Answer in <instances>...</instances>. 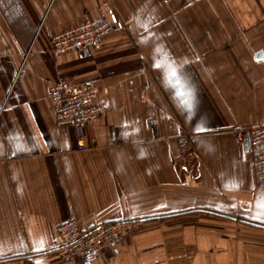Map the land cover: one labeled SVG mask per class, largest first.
<instances>
[{"label":"crops","instance_id":"crops-1","mask_svg":"<svg viewBox=\"0 0 264 264\" xmlns=\"http://www.w3.org/2000/svg\"><path fill=\"white\" fill-rule=\"evenodd\" d=\"M110 8L123 29L88 56L52 54L54 35ZM62 78L106 107L87 150L56 125ZM260 121L264 0H0V264H264V187L232 132ZM71 218L142 223L65 262Z\"/></svg>","mask_w":264,"mask_h":264},{"label":"built area","instance_id":"built-area-1","mask_svg":"<svg viewBox=\"0 0 264 264\" xmlns=\"http://www.w3.org/2000/svg\"><path fill=\"white\" fill-rule=\"evenodd\" d=\"M124 26L116 11L110 8L94 20L54 35L50 49L55 57L71 50L88 56L105 36ZM47 90L54 106L56 125L64 131L73 127L78 150H87L86 127L106 113V107L98 101L99 87L93 83L75 84L62 78ZM232 132L238 141H248L255 183L264 187V121L237 123ZM141 223L137 219H127L84 230L75 218H71L57 228L62 244L56 251L65 262L84 259L97 253L104 245L116 243L126 234L138 230Z\"/></svg>","mask_w":264,"mask_h":264},{"label":"snow or ice","instance_id":"snow-or-ice-1","mask_svg":"<svg viewBox=\"0 0 264 264\" xmlns=\"http://www.w3.org/2000/svg\"><path fill=\"white\" fill-rule=\"evenodd\" d=\"M155 66L158 67V68L161 67L160 64H156ZM176 75L177 74H176L175 70L173 69L172 72H171V76L175 77ZM177 84H179V80L178 79H177ZM178 94L181 95V96H183V92H180ZM261 206L264 207V204H262Z\"/></svg>","mask_w":264,"mask_h":264}]
</instances>
